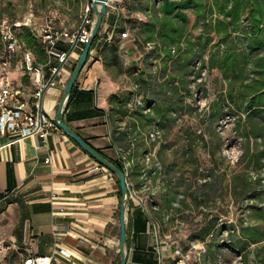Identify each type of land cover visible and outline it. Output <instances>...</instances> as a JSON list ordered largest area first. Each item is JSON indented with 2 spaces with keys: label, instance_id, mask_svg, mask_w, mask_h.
I'll list each match as a JSON object with an SVG mask.
<instances>
[{
  "label": "crops",
  "instance_id": "crops-1",
  "mask_svg": "<svg viewBox=\"0 0 264 264\" xmlns=\"http://www.w3.org/2000/svg\"><path fill=\"white\" fill-rule=\"evenodd\" d=\"M126 17V11L120 18L116 12L105 17L64 118L114 163L126 170L127 161L131 162L128 182L136 196H131L127 207L128 264H160L161 256L164 264H172L174 248H169L167 230L160 229L159 222H166L162 213L182 209L181 198L189 188L183 176L176 178L175 160L165 163L167 173L162 174L158 159L165 151L152 137L159 121L157 92L165 79L160 73L171 67H161L158 52L149 57L153 45L141 46L135 36L122 37V27L131 30ZM55 23L69 28L59 19ZM59 49L68 50L70 45L61 42ZM82 52L81 47L73 51L43 98L44 110L56 123ZM254 63L257 73L264 69ZM45 74L46 79L53 76L51 65ZM9 78L31 92L32 82L21 61H14ZM98 164L62 127L41 145L35 137L11 141L0 132V238L7 233L11 239L7 248H16V264L34 256L52 257V264H121L122 187L117 175L107 167L96 169ZM145 174L155 191L164 190L160 197L144 192ZM260 244L264 241L254 244L261 250L254 256L264 264Z\"/></svg>",
  "mask_w": 264,
  "mask_h": 264
},
{
  "label": "rangeland",
  "instance_id": "rangeland-1",
  "mask_svg": "<svg viewBox=\"0 0 264 264\" xmlns=\"http://www.w3.org/2000/svg\"><path fill=\"white\" fill-rule=\"evenodd\" d=\"M217 1L221 0H207L215 5ZM161 3V0L127 1L125 11L132 36L137 23L149 20V12L159 8ZM89 4V0H0V17L25 19L31 12H36L42 22L47 15H55L69 28L77 30L88 13ZM144 8L147 10L143 11ZM188 14L193 27L196 14L193 10ZM244 15L249 19L251 12L248 10ZM125 30V26L120 29L121 32ZM193 33L199 35L201 29L193 30ZM243 33L242 30L232 36L225 35L222 41L213 33L214 39L208 50L220 52L219 55L221 49L224 52L236 48L242 53H252L250 48L249 52L246 50L251 41ZM250 55L254 57L252 62L246 61L245 70L238 73L220 63L214 67L208 63L201 70L198 65L191 77L194 79L191 94L184 91V109L172 112L174 118L169 122L170 126L158 125L154 129L159 131L154 139L158 141L160 151L165 149L164 158L160 155L158 159L162 174L167 173L165 163L175 160L179 167L176 178H185L187 190L191 186L184 199L181 198L182 209L173 214L162 213L165 223L160 224L156 219L160 229L167 230L169 248L179 246L184 250L188 258L185 264H261L254 256L255 245L247 246L243 252V248L236 247L244 223L264 226V217L256 213L257 207H264V108H254L252 95L245 97L248 93L244 91L250 85L244 84L261 78L254 63L258 52ZM158 62L165 67L164 58ZM173 65L170 62L171 68L166 71L173 72ZM261 156L262 162L258 159ZM245 181L250 183L252 190H246ZM156 191L152 187L144 189V192H153L155 197H160L164 190L156 188ZM192 191H197L195 193L200 197L195 199ZM216 220L218 230L204 238L202 231ZM7 236L4 233L3 239L0 238V264H16L19 254L16 248H7L11 244ZM260 245L264 247V244Z\"/></svg>",
  "mask_w": 264,
  "mask_h": 264
},
{
  "label": "trees",
  "instance_id": "trees-1",
  "mask_svg": "<svg viewBox=\"0 0 264 264\" xmlns=\"http://www.w3.org/2000/svg\"><path fill=\"white\" fill-rule=\"evenodd\" d=\"M89 1L91 2V0ZM161 1L162 5L159 8H154L152 12H149L150 19L148 21L142 22L141 26L136 25L134 36L141 46L153 45L149 57L156 56L158 52L157 57L164 58L166 67L170 66V62L174 63L172 66L173 72L170 73L165 69L162 74V78L165 79L160 82L157 92L159 102H156L158 104L159 120L161 119L157 125L168 127L170 126L169 122L174 118L172 112L184 109L186 99L184 91L188 90L191 94V83L194 80L191 77L195 75L198 65L201 70L206 68L208 63H211L213 67L216 63H220L223 66L225 65L227 69L229 68L230 71L238 73L243 68L245 70L244 64L246 61L252 62L254 57L250 54H255L257 51L258 55L255 61L258 62L259 67L264 68V5L262 0H254V5L253 0H221L217 1V5L208 3L207 0ZM142 10L146 11L147 9ZM190 10H193L196 14L193 27L190 26L191 17L188 14ZM248 10L251 12L249 19H247V15H244ZM91 12L93 15V9ZM244 18L247 20L245 21ZM197 29H201L199 35L193 33V30ZM242 30L243 34L246 35V39L251 41L246 50L249 52L248 49L250 48L252 53H242L240 49L236 48V50H225L224 52L221 49L222 52L219 55L220 52L213 53L211 49L208 50L211 41L214 39L213 33L218 35L222 41L225 35L232 36L234 32L239 33ZM19 36L27 44V47L36 53L39 61L47 63L48 56L45 48L29 27L23 28ZM173 49L176 51L174 52ZM258 74L261 75L260 79L253 83L244 84L250 85L244 92L248 93L245 97L252 95V105L264 106V104H261L264 100V69L258 71ZM152 103V101H149V105ZM262 118L264 120V115ZM162 151L164 152L165 149L163 148ZM115 163L125 170L119 162L115 161ZM259 180L261 181V179ZM249 184L245 181L246 190H252ZM195 192L197 191H192L191 195L195 196ZM199 197L200 195L197 194L195 199ZM256 209V213L264 217V207H257ZM217 222L218 220L212 222L210 227H206L202 231L201 234L204 238L211 234V231L218 230ZM231 235L234 236L233 233ZM240 236L241 239L237 241L236 247L238 249L243 248V252L247 246L264 241V226L244 223L240 230ZM258 249L259 247L256 248V253L261 251H258Z\"/></svg>",
  "mask_w": 264,
  "mask_h": 264
},
{
  "label": "built area",
  "instance_id": "built-area-1",
  "mask_svg": "<svg viewBox=\"0 0 264 264\" xmlns=\"http://www.w3.org/2000/svg\"><path fill=\"white\" fill-rule=\"evenodd\" d=\"M92 2V0H91ZM90 2L88 13L77 28L72 30L67 27H58L55 15H47L42 22L38 20L36 12H31L25 19L0 17V132L9 135L11 141L26 137H35L38 144L47 143L49 135L59 125L53 121L43 107V98L51 85L55 83V76L60 69L68 63L72 53L78 47L84 49L92 33L95 18L92 15V3ZM127 0H108L109 12H116L120 18L125 11ZM29 27L39 42L44 46L48 56L47 63L39 61L36 53L27 47V44L20 38V31ZM123 38L131 37L130 30L122 32ZM136 40V39H135ZM61 42L68 43L70 49L60 50ZM151 45V44H149ZM175 52L176 50L173 49ZM22 63V69L32 82L30 93L24 86L17 84L9 78V73L14 61ZM57 62V64H54ZM51 65L53 76L46 79L45 69ZM159 134L158 129L152 133V137ZM150 155L149 159H151ZM51 158L48 159L50 161ZM105 166L98 164L96 169ZM131 162L126 163V172L129 177ZM107 169V168H105ZM108 170V169H107ZM110 171V170H109ZM145 184L143 189H151V180L148 175H144ZM131 196L136 193L131 191ZM2 198L0 197V206ZM66 256L71 254L66 250H61ZM174 262L172 264H185L187 255L179 246L174 248ZM161 256L160 264H164ZM52 257L34 256L25 261V264H52Z\"/></svg>",
  "mask_w": 264,
  "mask_h": 264
},
{
  "label": "water",
  "instance_id": "water-1",
  "mask_svg": "<svg viewBox=\"0 0 264 264\" xmlns=\"http://www.w3.org/2000/svg\"><path fill=\"white\" fill-rule=\"evenodd\" d=\"M92 9L93 13L96 15L94 26L92 29L91 36L89 41L86 43L82 55L77 63L73 74L70 78V81L65 89L63 99L60 104L59 112L57 115V124L59 127H62L69 135H71L74 140L81 145V147L87 151L90 155H92L100 164L107 167L111 170L115 175H117L120 179L123 200L121 207V254L122 260L121 264H128L129 259V237H128V225H127V207L128 203L131 199V187L128 182V175L125 170L120 168L116 163L111 161L108 157L102 154L97 148H95L92 144H90L86 139H84L76 130H74L70 125L65 122L64 111L68 100L70 99L72 92L76 86V83L86 67L93 44L97 37L100 34L102 29L105 17L108 14V0H92Z\"/></svg>",
  "mask_w": 264,
  "mask_h": 264
}]
</instances>
